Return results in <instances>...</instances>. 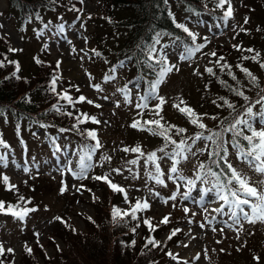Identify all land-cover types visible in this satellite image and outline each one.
I'll return each instance as SVG.
<instances>
[{"label": "rangeland", "instance_id": "1", "mask_svg": "<svg viewBox=\"0 0 264 264\" xmlns=\"http://www.w3.org/2000/svg\"><path fill=\"white\" fill-rule=\"evenodd\" d=\"M70 1L71 7L73 6V0ZM250 4L249 0H232L233 17L224 22L222 17L216 16L214 21L209 19V16L203 12H192L185 7L178 4V15L181 20L185 21L191 28L197 30L200 44H205L207 51L213 49V43H221L224 45H231L235 43L238 33L242 32L240 27H244L246 30H253L254 27H259V32L252 36L257 39L258 47L262 50V58L264 59V21L258 18H251V14L246 10V5ZM76 8H83V16L80 21L77 20V16L81 15L77 11L67 12L65 10L61 12H46L41 16V20L29 21L28 25L21 24L13 11L9 10L7 0H0V34L8 38L12 43L13 48L22 49L20 58L25 64V67L30 68L31 57L37 53H41L48 61L57 63L61 61L60 76L63 80H70L74 82L76 86L83 92L85 96L94 101L93 104H88L87 107L93 111L96 119L107 122L96 124V128L99 131V138L104 145L96 155L94 163L98 161L101 154L110 156L111 162H105L103 167L93 168L89 174H95V172H110L113 168H120L122 175L115 172L111 173L110 179L113 182L120 184L128 193V200L130 203L136 199H147L151 207L147 210L148 220H162L166 214L170 215L171 220L174 214H180L183 217L182 223L179 224L180 233L182 234L179 241L171 248L173 255L176 257L174 260L171 258L166 264H264V242H261V235L264 233V223L257 222L250 224L244 220H241V224H234L228 215H219L212 211L214 208L220 207L222 201H216L213 194L209 193L205 196L203 206L199 203L200 190L210 185H206L197 181V187L192 190L191 198L184 200L181 194L187 191L185 181L177 180L174 184L171 180L167 179L169 175V168L172 161L167 158L158 161L161 165V172L163 173L162 179L165 181L167 187L158 185L152 180H148L145 173L144 158L141 157L138 164L128 165L126 161L136 159L139 154L126 153L122 154L124 147L132 148L139 145L143 152L149 153L155 151L163 145V138L160 136H153L147 131H141L132 129L130 127L133 120L144 121V117L153 118L150 109L158 101L153 100L149 109L143 110V120L141 115H138L140 109L136 108V104L139 103V88L137 86L138 80L128 82L129 89H132L133 94L129 93L127 101L124 95L117 91L118 88H124L125 71L119 70L115 74V79L106 81L104 76L110 75L109 71L102 64H94L92 59L86 52V48H93L95 46L90 32L94 29L95 23L87 19L94 13L99 12L98 0H85L84 4L80 6L75 4ZM247 17L249 22L244 23V18ZM81 23L84 24L81 27ZM64 26V31H58L59 25ZM45 25H48L46 28ZM258 28V27H257ZM255 30V29H254ZM247 36V35H246ZM204 37L211 40V44L205 42ZM86 38V40H85ZM251 39V37L247 36ZM71 41V43H69ZM184 42L180 38L167 37L161 45L165 54H168V60L170 64H174L179 68V71L173 70L168 74L165 80L160 85L159 95L164 96L166 104L164 105L166 115L177 118L182 124L187 126V134H193L200 131L196 126L190 122L185 121L182 116L177 112L178 110L173 107V104L178 103L177 97H190V103L194 106H198L199 116L202 118L207 126H217L224 116V112H219L212 119L210 116L212 112L211 103L216 95L223 94V92L217 87L202 88V78L200 75H194V70L199 73L206 72L205 64L209 55L204 53L203 49L196 53L191 61H180L179 56L184 50ZM76 51L73 52L72 49ZM255 72L262 77L263 72L257 66L253 67ZM91 74V80L89 79ZM99 84L100 90L94 89L91 85ZM63 88L62 83L57 85V89ZM143 91V90H141ZM258 89L253 93V99H258ZM144 93V91H143ZM107 96L108 99H103ZM183 99V98H182ZM184 100V99H183ZM120 104V107H116V103ZM200 102H204L208 106L203 109ZM95 104H100L101 107H95ZM261 106L255 105L254 112H259ZM200 111V112H199ZM207 114V115H204ZM258 122L257 130H260L262 125L259 117L255 119ZM126 124V125H125ZM6 133L10 138H14L13 129L11 124H8L6 120L3 122ZM207 134V133H205ZM40 138L33 137L30 140L32 145V153L30 156H25L19 145H15L17 150H6L7 156H4L5 160L0 162V172L9 177V183L13 185H21V183L29 178L30 175L35 177L38 174L45 175L46 177H52L57 182H63L68 186L69 194L75 193V189L72 185L79 186L83 183V180H76L71 173L61 169L71 166L73 169L77 168V161L79 156L78 150L81 148V140L74 136H66L60 147H54L52 141L46 139L48 150L44 148L37 156V148L41 147L43 142L44 132H39ZM183 133L177 135L175 139L177 142L182 138ZM151 137L155 139H151ZM157 139V141H156ZM162 143V144H161ZM191 143V141H189ZM204 142H198L195 148H203ZM116 149V150H114ZM171 151V146L167 149ZM163 153L157 152V156H162ZM203 154L197 153L195 157L189 156L188 160L182 161L178 167L181 170L182 175L186 179H195L196 167L202 162ZM30 161V164L26 162ZM228 161L233 165L238 172L249 178V183L256 187L258 190L264 189V175L257 173L254 169L250 168L248 164L239 158L237 150L235 148H228ZM6 165V166H5ZM28 171L25 172L24 169ZM131 168L137 178L127 171ZM148 170H154L150 164ZM103 175V174H102ZM127 177V179H125ZM1 194L6 195L4 190L5 184L0 179ZM176 184H180L181 187L177 190ZM2 187H5L4 189ZM20 189V187H19ZM149 189L153 192H159V197L150 195ZM60 189H55L53 192L47 194L38 193V205L32 206L26 204L28 208L35 207L37 211L29 213V215L23 220H13L8 217L0 216V243L3 244L5 252L8 248L14 250L10 253V258L13 260L12 264H18L22 257V251L26 243V238L30 237L31 244L41 243L46 247L49 253L54 251V248L50 244V240L53 234V221L57 214H60L64 200L59 197ZM95 196H100L101 190L94 192ZM173 194L176 195V199L169 200L168 198ZM18 196V195H17ZM83 199L77 200L71 205L68 213L70 224L76 228V230L84 229L83 215L92 216L94 214V207L91 204V198L86 192H82ZM164 200H168V203H163ZM175 205V206H173ZM128 203L119 201L117 207L121 211L126 210ZM187 207L190 211L184 212V208ZM207 208V211L204 208ZM246 210L247 206H245ZM227 212V207H225ZM195 213V215H193ZM215 216L216 220L209 223L212 217ZM207 217V219H205ZM191 221V223H189ZM204 224L205 227L201 228L200 225ZM231 225V227H229ZM212 228H216V231H212ZM223 229V231H220ZM34 231V235H32ZM39 233V237L35 234ZM167 232L161 236V240L166 238ZM237 237H239L237 239ZM61 245L62 241L55 238ZM219 241V243L217 242ZM188 245L185 247L184 245ZM224 249L223 252L220 250ZM207 252V257L205 256ZM199 254V259H195ZM258 258V259H257ZM11 264V263H10Z\"/></svg>", "mask_w": 264, "mask_h": 264}, {"label": "trees", "instance_id": "2", "mask_svg": "<svg viewBox=\"0 0 264 264\" xmlns=\"http://www.w3.org/2000/svg\"><path fill=\"white\" fill-rule=\"evenodd\" d=\"M7 1L9 10L13 11L12 13L15 14L17 20L23 25H28L29 21L39 20L43 13H56L63 10L70 12L69 9L72 8L70 1L68 2L67 0ZM98 1L99 12L94 13L90 19L95 23L94 29L90 32L95 46L93 48L87 47L86 52L92 59L93 65L102 64L108 71L112 66H116L117 71L115 74H117L119 70H124L126 75L124 86H126L127 89H129L128 82L138 80L137 86L140 90V95H143V91L147 87L145 80H152L154 78V73L144 64L145 56L140 51V48L151 45L156 39L157 34H160V37L159 43L155 45L157 49L156 54L158 56H165L167 59L169 57L168 54H165V50L163 51V48H161L162 42L167 37L180 38L185 45H191V39L188 34L185 33L183 29L177 28L176 24H182L187 27L189 31L195 33L197 36L196 43H201L199 40L200 35L197 34V30L191 28V26L187 25V23L179 17L177 13L179 12L178 4L192 12H203L205 15L209 16V19L211 18L212 21H214L216 16L222 17L227 8V4L224 9L218 8L217 0ZM73 3L80 6L78 0H73ZM249 3L250 4L246 5V10L251 14V18H258L264 21V0H249ZM259 25L261 26L262 23H259ZM260 26H257L258 28L254 27L253 30L249 28L246 32L242 31L238 33L235 43L229 46L221 43H213L212 50L207 51L206 47L203 48V51H205L204 53H211L213 51L217 53L216 57L209 55L205 64L206 67L213 69L216 76L202 71V75H200L202 78L201 86L204 89L217 86L223 92V94L216 95L209 101L212 108L210 116H217L219 112H224V116L221 120L226 117L231 119L230 113L232 109H229L227 105L218 108L216 104H213V100H215L217 104H223L220 97H224L235 105L237 111L243 112L242 106H246V104L255 101V98L253 99V93L260 88H264V69L260 67V63L252 59H242L244 56L251 57L258 52L260 53L258 60L264 62L261 56L262 50L258 47L257 39L252 37L259 32ZM246 35L251 37V39L247 38ZM208 41L209 44L212 43L209 38ZM203 43L207 42L205 41ZM233 45H239L241 50L238 51ZM248 48L254 49V52L243 51V49ZM9 49L15 48H13L12 43L7 37L0 34V62H3V67H0V109L4 110L3 115H0V138L8 145V147H0V154L2 155L3 153V155H7L8 152L6 150L8 149L17 150L18 148H15L17 144L25 156H30L32 153L30 140H32L33 137L40 138L39 132H44V137L41 147L37 148V156L44 148L46 151L48 150L46 139L52 141L54 147H60L63 139L68 135L79 138V140H81V147L85 143H95V141L85 140L75 129H72V125L77 123L76 117H80L81 120H84L85 113L89 117H93L94 113L87 107V101L77 103L75 108L71 105H67L66 111L73 114L71 117L50 110L52 105L57 104L58 100V97L48 90L53 70L56 69V63L48 61L46 58L42 57L43 55L41 53H37L31 57L32 67L27 68L20 58L22 49H16L17 51L15 52L9 51ZM93 49H95V51H93ZM97 52L100 53V55H97ZM219 56L224 57V60L220 63H227L231 66L230 69L225 68L223 72L220 71V67L215 63ZM37 60L41 61V63L38 64L36 62ZM10 61L18 62V72L16 64L10 63ZM121 61L124 62L123 66H121ZM238 64L248 68L251 73L257 77L260 85L259 88L249 82L246 75L237 67ZM254 66L261 69L263 72L262 77L255 72ZM229 70L235 75V80L227 75ZM14 72L20 79H16V77L13 76ZM221 81H226L228 85L239 88L245 95L250 97V100L245 102L242 97L234 95L221 83ZM59 83H62L63 88L61 90L57 89V92H63L64 89H67L68 94L73 100H76L80 95L85 96L81 90L79 92L76 91V88L73 87V85H75L74 82L61 78L57 82V85ZM129 90V93L133 94L132 89ZM85 97L89 99L87 96ZM25 98L30 102H27ZM182 98L199 116L197 111L199 107L190 103V97L187 96ZM166 101H168V99H166ZM59 103L66 104L63 100H60ZM200 105L203 109L208 106L204 102H200ZM177 112L185 121L189 122L184 114L179 111ZM234 114L235 113H233V115ZM161 115L164 117V120L161 121L162 124L167 122L186 129L182 137L193 135L187 134V126L177 120V118H175L176 116L170 117L166 115L164 106ZM152 116L153 118L159 119V117H154L153 114ZM153 118L144 117V120ZM4 120H6L8 124H11L14 138H10L6 133L5 127L3 126ZM141 120H143L142 116ZM220 122L217 126H207L204 122L203 123L208 129L218 131ZM17 124H19V132L17 131ZM41 125H45L46 127H42ZM258 126V122L254 121L253 127L256 129ZM78 128L85 132L95 130L99 138L100 133L96 128V124L90 119L85 120L83 124H79ZM60 129L71 130L61 132ZM134 130L136 131V129ZM245 134L250 135L251 133L245 129ZM176 136L175 130H173L172 138ZM51 138H55V141L53 142ZM151 139L153 140L155 138L151 137ZM224 139L228 142L226 145L227 148H232V133H227ZM21 140L23 143H21ZM242 143L246 145L247 142L242 141ZM42 146H44V148H42ZM129 153L133 152L129 151ZM122 154L126 153L122 151ZM26 162L30 164L29 160H26ZM202 162L205 164L210 163L207 152H204ZM215 170L220 171V169ZM102 174L104 173L95 172V174H89V177ZM3 175L4 173L0 172V179ZM55 182L56 180L54 178L46 177L42 174L35 175V177L30 175L21 185L17 186L18 194L23 195L26 200L30 199V204L37 207L38 193L47 194L62 187L61 182ZM82 184L85 185L86 188L91 189V192L82 190L83 193L86 192L91 198H93V193L96 190H101L100 196L96 195L98 199L94 200L93 198V200H91V204L94 207V214L92 216L83 215V220L85 222L84 229L76 230L72 223L70 224L68 216L71 205H73L75 201L83 199L82 192L69 194L65 191L63 194L60 193L59 197L61 200H64V205L61 213L57 214L56 217H61L64 222L58 220L53 221L54 228L50 244L54 248V251L49 253L46 247L38 242L31 244V238L27 237V246L33 251L32 254L29 255L26 253L24 247L22 257L18 264H166L168 260L172 258L166 255V253H172V246L179 241L182 234L177 232L171 240L167 239V237L172 231L179 229V224L182 223L183 220L180 214H174L173 218L169 220L167 224L160 223V220H151L152 225L155 226V231L150 230L148 225L144 223V220H148L147 210L137 212V220H132L130 216H127L124 217L119 224H115L112 222L111 212L113 206L117 207V203L124 200V194L114 192L108 184L102 181L92 180L91 178L84 179ZM5 187L7 186L5 185ZM5 187L2 188L4 189ZM4 190L7 194L2 195L0 189V201L5 202V208H7L9 204L16 205L18 202L16 190L8 191L6 188ZM136 200L128 203L124 211H129L131 205L135 204ZM26 206L27 205L24 203H21V207ZM166 215L170 217L169 214ZM0 216L8 217L15 221L18 220L11 214L6 215L0 213ZM88 217H91L95 223L89 221ZM72 229H75V231ZM133 229H135V231H133ZM32 232V235H34V231ZM165 232H167L166 238L161 240L160 238ZM55 238L62 241L61 245ZM149 239L159 241V246L154 247L152 244H148ZM261 242H264V233L261 235ZM0 260H3L4 264H12L13 262L8 252L0 256Z\"/></svg>", "mask_w": 264, "mask_h": 264}, {"label": "snow or ice", "instance_id": "3", "mask_svg": "<svg viewBox=\"0 0 264 264\" xmlns=\"http://www.w3.org/2000/svg\"><path fill=\"white\" fill-rule=\"evenodd\" d=\"M78 2L83 5L85 0H78ZM226 4L227 8L222 16V19L225 23H227L228 20L233 17L232 0H217L218 8L224 9ZM69 10L79 12L81 15L77 16V20H81L83 16V8H76L75 4H73L72 8ZM87 19H91V16L89 15ZM248 22V18L245 17L244 23L247 24ZM83 26L84 24L81 23V27ZM45 27L47 28L48 25H45ZM176 27L183 29V31L187 33L191 39V45L186 44L184 46V50L180 54L179 60L191 61L195 54L200 52L205 47V44L196 43V34L189 31V29L184 25L176 24ZM240 30L244 32L247 31L242 26L240 27ZM58 31H64V26L62 24L59 26ZM159 37L160 34H157L156 39L151 45H146L145 47L140 48V51L145 56L144 64L154 73V78L152 80H145L147 87L144 90L143 95L139 96V103L136 104V108L141 110L140 112H138V115L142 116L143 110L149 109V105L153 100L158 101L155 105L152 106L150 112L154 115V117H159V119L153 118L150 120H144L143 123H141L140 120H133L130 127L141 131H147L153 136H160L163 138L164 143L160 148L149 153L143 152L139 145L132 148L124 147L122 149H119L124 153H128L129 151H131L133 153L139 154L136 159L126 161V164L136 165L138 164L140 158L143 157L145 165V177L148 180L154 181L158 185H163L167 187L165 181L161 178L163 173L161 172L160 165L158 163V161L167 158L168 160L172 161L171 167L168 170L169 175L167 176V179L171 180L174 184L177 180L186 182L187 191L181 194L182 199H190L192 190L197 187V181H200L203 184L210 185L209 187L200 190L201 194L199 203L201 204V206H203L205 196H207L209 193H212L216 201H222L220 207L212 209L213 212L219 215H228L234 224H241V220H244L250 224H255L257 222L264 223V189L258 190L256 187L252 186L249 183V178L247 176H244L242 173L238 172V170L235 169L233 165L228 161V148L226 146L228 142L224 139L227 133H232L231 144L232 147L237 150L239 158L244 160L248 164V166L254 169L257 173L264 175V127H262L260 130H257L253 127V122L257 117H259L262 125H264V88H260V91L257 92L258 99H256L252 103L246 104V106H242L243 112L237 111L235 105L230 103L224 97H220V100L223 101V104H217L216 101L213 100V104H216L218 108L227 105L229 109H232V112L230 113L231 119L226 117L221 120L220 125L218 126V131L208 129L207 126L202 122V118L198 116L197 113H195V111L190 106H188L182 98L177 97L178 103L173 104V107L176 108L180 113L184 114L192 125L200 129V131L196 132L195 135L182 137L177 142L175 139L172 138L173 130H175L176 135H179L180 133H184L186 129L180 128L176 125H172L167 122L163 124L161 123V121L164 120V117L161 115V113L163 111V106L166 104V99L164 96L159 95V86L162 84L168 74L172 73L174 69L176 71H179V68L174 64H170L168 62L167 57L158 56L156 54L157 49L155 45L159 43ZM204 40L207 42L208 38L204 37ZM69 43H71V41H69ZM233 47L236 48L238 51L241 50L239 45H233ZM9 51L15 52L17 50L9 49ZM72 51L75 52L76 49L73 48ZM93 51H95V49H93ZM243 51L254 52V49L248 48L243 49ZM96 54L100 55V53L98 52ZM207 55L216 57L217 53L213 51L211 53H207ZM259 56L260 53L257 52L251 57L244 56L242 57V59H252L253 61L260 63V67L264 69V62H260L258 60ZM223 60L224 57L219 56L215 61V63L220 67L221 72H223L225 68H231V66L227 63L221 64L220 62ZM36 62L38 64L41 63V61L39 60H37ZM10 63L16 64V69L18 72V62L10 61ZM61 63V61H57L56 69L53 70V75L49 82L48 90L58 97L57 104L52 105V108L50 110L55 111L58 114L67 115L71 117L73 114L71 112L66 111L67 105H71L73 108H75L77 103L87 101L88 104H93L94 101L88 100L83 95H80L76 100H73V98L68 94L67 89H64L63 92H57V82L61 79V76L59 74V68ZM120 63L121 66H123L124 62L121 61ZM0 67H3V62H0ZM237 67L240 68V70L246 75L251 84H253L257 88L260 87L257 77L253 75L248 68L243 67L240 64H238ZM116 71L117 67L112 66L109 69V73L111 74H106L104 76V79L106 81L114 80L116 78ZM205 71L212 76H216V73L213 71L212 68L206 67ZM193 74L202 75L201 73L195 70ZM227 75L231 76L233 80L236 79L235 75L230 70ZM13 76H15L16 79H20V77L17 76L15 72L13 73ZM89 79L91 80V74H89ZM221 83L225 87H227L229 91L232 92L234 95L242 97L245 102H248L250 100V97L245 95L244 92L241 91L239 88H235L231 85H228L226 81H221ZM91 86L98 91L100 90L99 84H92ZM73 87L76 88L77 92L80 91L78 86L73 85ZM117 91L124 95L125 100L127 101L130 90L127 89V87L125 86L124 88H118ZM25 99L27 101V98ZM103 99L107 100L108 97L104 96ZM60 100L65 101L66 104H60ZM257 104L261 106L260 111L254 112L253 108ZM115 106L120 107V104L117 102ZM95 107L99 108L101 107V105L95 104ZM3 111V109H0V115H3ZM233 113L235 114L233 115ZM84 118V120H81L80 117H76L77 123L72 125V129H75L80 135L85 138V140L95 141V143H85L77 152V155L79 156V159L77 161V168L73 169L71 166H67L64 169H61L62 173L64 171H67L68 173H71L73 178L76 180H84L91 178L95 181H102L108 184L112 191L123 193L125 202L130 203V201L128 200L127 191L120 185L113 183L112 179H110L112 172H115L120 175L123 174L120 168H113L110 172H105L103 175H93L89 177V172L93 168L97 166L103 167L104 163H110L112 158L110 156L101 154L100 159L95 163L93 162V157L100 149L104 147V145L99 140L97 132L95 130H90L86 132L81 131L78 128V125L83 124L85 120L88 119H90L95 124L107 122H102L96 119L95 117H89L86 113L84 114ZM211 118L214 120L217 119V117L215 116ZM41 126L46 127L45 125ZM245 129L251 134L246 135ZM69 130L71 129H60L61 132ZM17 131L19 132V124H17ZM51 139L53 140V142L55 141V138ZM189 141H191V143H189ZM200 141L204 142V147L195 148V151H193L194 146ZM242 141H246V145L242 143ZM21 143H23L22 140ZM170 146L171 151H168L167 149ZM0 147H8V145L2 138H0ZM157 152L163 153V155L157 156ZM204 152H207L208 160L210 161V163L205 164L203 162H200L196 167L195 179H186L182 175L178 165L182 161L188 160L189 156L195 157L197 153L203 154ZM4 160L5 157L0 156V162ZM150 164L154 169L152 171L148 170V165ZM215 169H220V171H216ZM24 171L27 172L28 169L25 168ZM127 171L133 176L134 179L137 178L136 174L133 173L131 168H128ZM125 179H127V177H125ZM2 182L7 186L6 190H16L18 195V202L16 205L9 204L7 208H5V202L0 201V213L11 214L14 218L23 221L29 215V213L37 211L35 207H21V203H24L25 205L30 204L31 200H26L23 195L18 194L17 186L9 183V177L7 175L2 176ZM260 183L264 184V181H261ZM176 187L177 190H179L181 185L176 184ZM72 188L75 189L76 192H82V190L91 192V189L86 188V186L83 184H80L79 186L74 184L72 185ZM68 190V186L62 182L60 193L63 194L65 191ZM149 193L154 197L160 196L159 192H153L152 189H149ZM93 198L94 200L98 199V197H96L94 193ZM168 199L174 201L176 199V195L173 194ZM163 203H168V200H164ZM245 206H247L248 210H246ZM150 207L151 205L147 199H137L135 204L131 205L129 211L121 212L119 208L113 206L111 212L112 222L115 224H119L120 221L127 216H130L132 220H137L138 217L136 213L148 210ZM225 207H227V212H225ZM204 210L207 211V208L205 207ZM189 211L190 210L187 207L184 208L185 213H188ZM193 215H195V213H193ZM53 219L64 222L59 216L54 217ZM88 219L92 223H95V221L91 217H88ZM205 219H207V217ZM215 220L216 217L213 216L212 220L209 221V223ZM144 223L148 225L150 230L155 231V226L152 225L151 220H144ZM160 223H169V216H164ZM189 223H191V221H189ZM200 227L203 228L205 227V225L201 224ZM229 227H231V225H229ZM72 230L75 231V229ZM133 231H135V229H133ZM179 231L180 229L172 231L171 234L167 237V239L171 240L172 237L175 236ZM212 231H216V228H212ZM220 231H223V229H220ZM35 235L39 237V233H36ZM238 238L239 237H237V239ZM217 242L219 243V241ZM148 244H152L154 247H158L160 242L154 239H149ZM184 246L187 247L188 245L185 244ZM6 251L8 253L14 252L12 248H8ZM25 251L27 254L31 255L33 250L27 245H25ZM220 251L223 252L224 249H221ZM4 253L5 248L3 244L0 243V256H3ZM166 255L171 256L174 260L176 259V257L173 256V254L170 252L166 253ZM205 256L207 257V252H205ZM195 259H199V254ZM0 264H4V261L0 260ZM185 264H187V262H185Z\"/></svg>", "mask_w": 264, "mask_h": 264}]
</instances>
